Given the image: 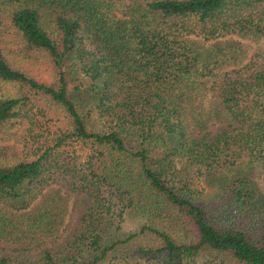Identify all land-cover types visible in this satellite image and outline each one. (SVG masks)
<instances>
[{
  "label": "trees",
  "instance_id": "obj_1",
  "mask_svg": "<svg viewBox=\"0 0 264 264\" xmlns=\"http://www.w3.org/2000/svg\"><path fill=\"white\" fill-rule=\"evenodd\" d=\"M4 83L0 264H264V0H0Z\"/></svg>",
  "mask_w": 264,
  "mask_h": 264
},
{
  "label": "rangeland",
  "instance_id": "obj_2",
  "mask_svg": "<svg viewBox=\"0 0 264 264\" xmlns=\"http://www.w3.org/2000/svg\"><path fill=\"white\" fill-rule=\"evenodd\" d=\"M220 39L238 44V46L241 47V49L244 52V55L246 56L243 61H245L246 58L256 48V44L253 40H251L247 37L240 36V35L235 34V33L226 34V35L222 36ZM14 59L18 60L21 64H23L22 66H24L34 76H36L38 78L48 77L50 68H49V65L44 60L38 59V60L29 61V60H25L24 58H18V59L14 58ZM1 92H12L11 85L5 84V83L1 84L0 85V93ZM42 107H39L36 104L32 105L31 111L32 112H38L37 116L39 118V120H37V125L33 127V130H34L35 134H38L41 136L40 138H43L45 136H46V138H48L52 133L53 126L51 127V126L47 125V123L44 121L45 118L41 117V115L39 114V110H42L45 115H51V114L47 110H45V109L43 110ZM42 116H44V115H42ZM42 118H44V119H42ZM51 122L53 123V125L57 124V122L59 123L58 120H56V121L51 120ZM51 122L49 123L50 125H52ZM39 124H42V125H39ZM86 152L87 151L85 148H82L80 144L75 143V144H72L71 146H67L64 149H62L61 154L65 155L68 153V154L76 155V156H78V158L80 160H83ZM174 161H175V166H179L180 162L178 161L177 157L175 158ZM202 172H204L203 167H199V172H197L194 169H191L189 171L188 181H189L190 187L196 188V189H203V190L206 188H209V185L207 184V181L204 179V175ZM250 173H251L250 176L252 177L255 186H257L258 189L261 191V193L264 194V159L254 161V163L251 166V172ZM51 193L52 194H61V195L65 194L63 189L60 186H58L57 184H52L50 187H46L42 191V193L37 197V200H39V199L43 198L45 195L51 194ZM71 202H72V197L69 196L68 208H69ZM67 212H68V209H67ZM66 218H67V213H66L64 219L66 220ZM127 223H128V221H127ZM209 262H211L210 264H218V263L214 262V259H211L207 263H209ZM190 264H193V263H190Z\"/></svg>",
  "mask_w": 264,
  "mask_h": 264
}]
</instances>
